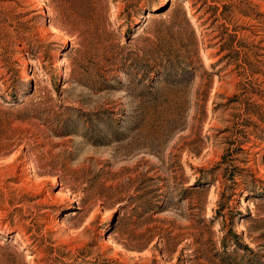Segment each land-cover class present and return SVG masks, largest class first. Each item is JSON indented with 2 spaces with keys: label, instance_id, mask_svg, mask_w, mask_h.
Here are the masks:
<instances>
[{
  "label": "rangeland",
  "instance_id": "rangeland-1",
  "mask_svg": "<svg viewBox=\"0 0 264 264\" xmlns=\"http://www.w3.org/2000/svg\"><path fill=\"white\" fill-rule=\"evenodd\" d=\"M0 264H264V0H0Z\"/></svg>",
  "mask_w": 264,
  "mask_h": 264
},
{
  "label": "bare ground",
  "instance_id": "bare-ground-1",
  "mask_svg": "<svg viewBox=\"0 0 264 264\" xmlns=\"http://www.w3.org/2000/svg\"><path fill=\"white\" fill-rule=\"evenodd\" d=\"M188 6V5H187ZM185 7H186V5H185ZM192 12V11H191ZM188 14V13H187ZM147 17V16H146ZM205 54V53H204ZM97 210H99V208L97 209ZM98 212V211H97ZM91 213V212H90ZM92 213L94 214V211H92Z\"/></svg>",
  "mask_w": 264,
  "mask_h": 264
},
{
  "label": "trees",
  "instance_id": "trees-1",
  "mask_svg": "<svg viewBox=\"0 0 264 264\" xmlns=\"http://www.w3.org/2000/svg\"><path fill=\"white\" fill-rule=\"evenodd\" d=\"M185 19H186V17H185Z\"/></svg>",
  "mask_w": 264,
  "mask_h": 264
}]
</instances>
